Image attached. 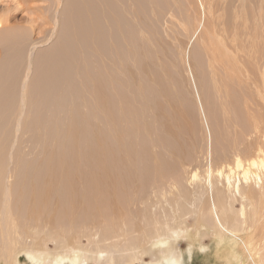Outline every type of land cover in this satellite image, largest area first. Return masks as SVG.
I'll use <instances>...</instances> for the list:
<instances>
[{
	"label": "rangeland",
	"instance_id": "obj_1",
	"mask_svg": "<svg viewBox=\"0 0 264 264\" xmlns=\"http://www.w3.org/2000/svg\"><path fill=\"white\" fill-rule=\"evenodd\" d=\"M210 34L227 41L229 69L206 50ZM256 43L264 53V0H0V208L1 186L10 184L16 234L24 237L17 247L34 233L45 235L47 248L55 250L53 238L60 241L69 227L83 244L92 233L122 242L111 226L97 223L96 231L88 230L93 201L107 216L96 182L113 171L125 178L133 201H144L140 210L130 205L137 223L131 216L121 222L125 239H138L135 227L157 214L162 224L185 221L178 247L187 264H226L233 245L240 262L251 264L240 243L232 244L208 219H197L196 207L202 194L210 198L203 184L208 165L220 166L223 152L234 159L264 135V127L246 132L243 121V86L246 92L256 87L250 72L260 55ZM233 56L242 72L232 71ZM254 96L251 111L264 110ZM196 100L204 103L211 130L203 129ZM196 170L200 178L193 181ZM49 180L48 208L36 221L31 207L44 206L39 198ZM213 182L216 199L225 188L215 175ZM228 195L238 213L243 201ZM243 233L262 237L256 227ZM153 257L146 253L143 261ZM20 259L27 264L25 254Z\"/></svg>",
	"mask_w": 264,
	"mask_h": 264
},
{
	"label": "bare ground",
	"instance_id": "obj_2",
	"mask_svg": "<svg viewBox=\"0 0 264 264\" xmlns=\"http://www.w3.org/2000/svg\"><path fill=\"white\" fill-rule=\"evenodd\" d=\"M237 34L238 32L236 31L235 36ZM216 39H217L216 36L212 34L209 35V41L206 43V50L210 51V53H213L214 63L220 62L223 67L228 68V66H230V62L232 63V61L230 60V56H231L230 48L227 44V41L223 39V37L221 38L222 40L220 39L219 41ZM255 46H256L255 47L256 53L260 51L259 52L260 55H258L259 57H257L256 55L255 58L256 64L254 67L250 65L252 68L249 69L250 72L253 74V77H251V84H254L256 87H254V90H248L246 92L247 88L246 86H243L244 91H243V100H242L244 106L243 121H245L246 123L245 126L247 128L246 132L249 131V133H251L252 131L254 132L255 130L258 129L263 130L264 127V110L260 109L262 108V105L258 107V110L256 112H252L249 107V104L252 105L253 100L256 99L254 94L257 93H258L257 97H259V99L263 101V106H264V53L263 51H261V45H259V43H256ZM213 55H211V57H213ZM233 62L236 68L232 69V71L242 72V70H240L241 68H238L237 66L238 60L236 56H233ZM256 74L262 78L263 85L258 84L259 79L256 78ZM227 78L228 75L226 74L225 79ZM225 84H226L225 87L229 86L227 83ZM238 84L242 86V83H238ZM197 92L199 93V90H197ZM201 99L202 96L200 93V100ZM196 103L202 121L201 123L203 125V129L205 126V128L207 127L211 130L209 121L205 119L207 110L205 108L204 103L202 102L200 104L197 100ZM178 111L180 110L178 109ZM179 117L181 118L182 116L180 115ZM168 125L170 128L171 124ZM172 132L174 131L172 130ZM263 136L264 135L256 137L249 146L247 145L248 148L244 152L242 151L243 153H241V151L240 152L238 151V153H236V155L234 156V159L232 158L231 160V157H228V155L223 152L221 154V157H218L220 158L219 160L220 166L214 169L211 164L208 165L206 170L207 171L206 175H204L203 177L204 180L203 184L205 185L207 190L206 194H208L210 198L206 200L204 199L202 194V197L199 196L198 198L199 205L196 207L198 208L197 219L199 220L208 219V221H210L211 224H213V227L216 230H219L222 234H227L230 237L232 244L240 243L243 248L242 250L245 251V256H243L244 260L245 259L248 260L247 262L251 264H264V169H263L264 168V138ZM233 146H235V144H233ZM212 151H213V146L212 149L207 150L208 158H212L213 155ZM214 175L215 177L221 179L225 188V191L223 189H220V192H218L216 199L214 196V187H213L215 185L213 182ZM7 176L10 177V171H8V169L5 178H7ZM199 178L200 175L198 171L197 170L194 171L191 175V179L194 181ZM50 180L45 183V186L43 188L44 191L39 198V203L41 201V205L44 206H42V208L39 205H36L37 207L36 206L31 207L32 217L35 218L36 221L39 220L38 215H40L41 209L48 208L47 202L52 186ZM96 184H97V192L95 193H98V195L100 196L105 195L106 197L105 207L107 210V216L106 217L103 216V207L96 204V201L95 202L93 201L92 206L95 213L92 216L93 220L90 221L91 224L89 223L91 225V228H89L88 230L92 228L95 229V227L98 226L97 223L100 224L99 226L101 225L102 226L105 225L108 227L111 226L110 228H112V230L113 228L115 229V233H113L115 234V237L120 239L123 238L122 242L113 243L111 241L113 239L112 237L111 238L106 236L98 237L97 233L94 234L90 230V232L93 235H87L85 237L87 243L83 244L82 239L77 238L75 232H73L71 227H69V230H67L65 234L60 235L61 238L57 237V239H60V241L59 240L57 241L56 237L53 238L52 241L56 242L57 244L55 250H51L47 248L48 243L46 241L45 235L41 236L42 238L38 239L34 233L32 236H28L27 238V240L30 239L29 237L32 238L30 243L28 242L24 243V246L21 247V249H19V247L17 246L19 242L22 240V238L24 239V237L21 233L19 235L16 234L18 230L17 229L18 225L16 221L17 219L14 217L16 215H13L12 212L14 211L12 210L13 207L10 204L11 190L9 184L7 186L6 185L1 186L3 187V191L1 193L3 196V200L1 201V208H0V235H1L0 260H3L7 264H21L20 256L22 254H25L27 264H89L91 260L94 262V264H135L136 261H142L143 264H187V256L186 258H184V253L178 247L180 235H182L181 233H184L186 231L185 229L186 225L184 224L185 221H180L176 223L177 225H171L167 221L162 224L160 223L157 214L155 216L151 214L152 216H150V219L148 218L149 219L148 221L143 218L144 223H141L140 225L135 227L134 231H138L140 233L139 238L135 239L134 241L127 240L128 238L125 239L127 235L126 234L127 231L126 232L122 231L123 233L120 234V227L122 223L128 222L127 216L128 217L131 216L132 221L137 223L136 218H138L137 217L138 214L136 215V217H133L131 215L132 209H134L133 205L136 206L137 210H140L141 207L140 205L144 203V201L141 202L139 201L137 202L135 200L133 201L134 197L133 199H131V197L128 195L129 187L126 186L127 183L125 178L123 176L120 177L116 176L113 173V171L110 172L106 171L105 179L98 180ZM176 184L177 181L173 180L172 187L174 186L176 187ZM53 185L55 186V183H53ZM69 185L71 186V184ZM153 192L158 193V191H153ZM228 192L232 193V197L238 196L243 201V203L241 202L242 207L238 211V213L235 212L236 211L235 209L234 211L229 207L230 204L228 200L230 194L228 195ZM161 195H164V192L161 193ZM13 197L11 199H13ZM95 198H97V196H95ZM245 201H247L249 208H247L248 205L246 206V204L244 203ZM176 202H178V200H176ZM76 205L77 204L74 203L72 204L71 206L72 210L75 209ZM142 215L143 217L145 216L144 214ZM147 225H152L153 229L146 230L144 227L145 226L147 227ZM38 226H39L38 224L35 225L34 227L35 230L36 228H38ZM254 227L261 229L262 237L260 239H258L259 238L258 236H257L258 238L255 239L252 236L244 237L242 235L243 232H249L251 231V228L253 229ZM92 231L94 232V230ZM38 234L36 233V235ZM254 242L257 245H259V247L257 246L256 248L253 247ZM232 247L233 250H231V253L228 256L227 254L225 255L228 257L227 260H225L226 261L225 263L234 264V262H237V264H245V261L241 260L240 262V257H239L240 254L238 253V251H236L235 248L236 246L233 245ZM115 252H117V254H115ZM146 253H151L154 256L151 262L147 263L143 261L144 260L143 255ZM191 254H192V248L188 250V256L191 257Z\"/></svg>",
	"mask_w": 264,
	"mask_h": 264
}]
</instances>
